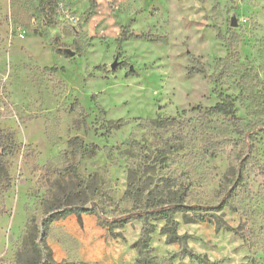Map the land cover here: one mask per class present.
<instances>
[{"label": "rangeland", "instance_id": "obj_1", "mask_svg": "<svg viewBox=\"0 0 264 264\" xmlns=\"http://www.w3.org/2000/svg\"><path fill=\"white\" fill-rule=\"evenodd\" d=\"M59 3L46 25L40 0H0V134L16 143L0 174V264H37L36 241L57 262L134 264L136 220L118 238L94 215L41 222L68 195L88 206L106 193L109 217L130 211L128 169L154 160L178 130L183 149L154 177H170L192 204L216 205L232 190L233 208L204 222L176 216L185 248L212 264H264V0ZM222 101L234 103L235 125L207 112ZM157 117L175 122L154 129ZM76 138L97 150L74 151ZM156 224V264H200Z\"/></svg>", "mask_w": 264, "mask_h": 264}, {"label": "trees", "instance_id": "obj_2", "mask_svg": "<svg viewBox=\"0 0 264 264\" xmlns=\"http://www.w3.org/2000/svg\"><path fill=\"white\" fill-rule=\"evenodd\" d=\"M40 2L45 11L46 25H53L56 22L54 11H58L60 7L59 0H40ZM72 108L77 112H83L78 102H75ZM207 112L212 115L226 117L233 125L238 122L236 109L232 101L218 102L214 106L209 107ZM174 122V118L162 119L157 117L148 121V124L154 129H164L168 125H173ZM119 126V122H109V128H118ZM184 139L183 131L172 132L168 137L161 138L160 147L154 160L146 165L137 166L136 168L132 166L128 169L127 187L124 196L131 205L130 211L109 217L105 208L112 206V200L106 193L101 194L100 202H92L88 206L83 203L67 201L71 196L68 195L59 205L50 207L47 217L41 222V229L46 230L50 222L70 215H75L79 221L82 215H94L97 217L100 226L105 227L113 238H118L122 237L120 229L136 220L140 222L141 229L139 238L133 245L137 252L134 264H156L155 257L151 254L150 242L152 234L157 228L156 223L161 221L163 224L160 228V234L165 236L168 243H176L184 247L183 257H188L200 264H212L205 257L185 248L189 237L178 233L179 222L176 216L180 215L184 223L204 222L206 216H214L210 212H220L226 207L233 208L231 202L232 190L229 188L225 189L224 196L216 205L192 204L187 201L186 190L178 187L170 177H154L156 166L162 165L167 161L169 151L176 152L183 149ZM69 145L74 147V151L83 150L94 153L97 150L95 145L85 146L78 138L70 141ZM15 147L16 143L10 134H0V174L4 173L3 178H7L5 159L13 154ZM0 184H2V180H0ZM4 212V210H0V214ZM216 227H223L227 231H233L232 227L225 225L218 217H216ZM32 250L39 260L37 264H87L84 262L65 263L55 261L52 258L50 248L44 241L33 242Z\"/></svg>", "mask_w": 264, "mask_h": 264}, {"label": "water", "instance_id": "obj_3", "mask_svg": "<svg viewBox=\"0 0 264 264\" xmlns=\"http://www.w3.org/2000/svg\"><path fill=\"white\" fill-rule=\"evenodd\" d=\"M66 52H67V53H69V54H71V55H73V53H72V52H70V51H68V50H66Z\"/></svg>", "mask_w": 264, "mask_h": 264}]
</instances>
